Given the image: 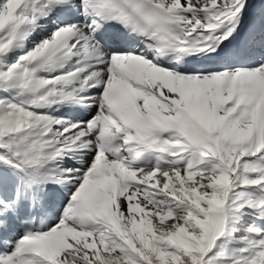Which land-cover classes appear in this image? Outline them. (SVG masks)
Here are the masks:
<instances>
[{
    "label": "snow or ice",
    "instance_id": "obj_1",
    "mask_svg": "<svg viewBox=\"0 0 264 264\" xmlns=\"http://www.w3.org/2000/svg\"><path fill=\"white\" fill-rule=\"evenodd\" d=\"M0 264H264V0H0Z\"/></svg>",
    "mask_w": 264,
    "mask_h": 264
}]
</instances>
